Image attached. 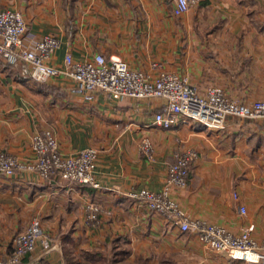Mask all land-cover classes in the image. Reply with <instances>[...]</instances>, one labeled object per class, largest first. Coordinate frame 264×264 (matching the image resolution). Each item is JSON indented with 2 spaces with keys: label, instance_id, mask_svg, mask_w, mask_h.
<instances>
[{
  "label": "crops",
  "instance_id": "0c3cea01",
  "mask_svg": "<svg viewBox=\"0 0 264 264\" xmlns=\"http://www.w3.org/2000/svg\"><path fill=\"white\" fill-rule=\"evenodd\" d=\"M173 4L0 0V9L19 11L37 36L59 37L52 64L61 65L67 52L78 60L115 56L145 71L157 61L200 91L217 85L232 100L264 99V0H197L178 17ZM164 105L162 98L83 95L62 78L24 80L0 61V151L31 161L32 137L48 129L64 154L86 147L98 152L97 186L27 169L0 174V258L37 217L47 242L38 241L21 264H245L204 245L194 231H181L130 193L159 191L183 141L195 151L186 185L171 189L183 212L233 232L253 224L252 237L264 238V118L228 117L216 129L178 117L163 128L152 120ZM142 137L152 143L150 160L139 150ZM89 202L102 210L96 227L85 223Z\"/></svg>",
  "mask_w": 264,
  "mask_h": 264
},
{
  "label": "built area",
  "instance_id": "2783aa9c",
  "mask_svg": "<svg viewBox=\"0 0 264 264\" xmlns=\"http://www.w3.org/2000/svg\"><path fill=\"white\" fill-rule=\"evenodd\" d=\"M197 0H174L172 15L180 16ZM60 39L48 33L37 36L28 29L19 11L0 9V61L11 65L24 80L46 82L62 78L74 83L81 94L102 92L113 99L134 100L162 98L165 105L154 113L152 122L158 127H172L178 117L183 121L197 122L208 128H223L228 117L264 118V99L244 103L230 99L217 85L207 86L203 91L190 82L186 75L165 70L157 61L150 63V71L132 69L122 59L101 53L82 60L74 59L67 52L61 65L51 63ZM31 147L34 158L20 161L10 153L0 151V174L12 176L18 169L35 171L42 178L55 177L68 182L97 186L95 168L97 149L86 147L64 154L50 130L36 133ZM140 152L149 160L153 158V146L148 137H142ZM168 165L165 183L159 191L140 189L130 193L139 198L149 210L177 225L181 231H194L198 240L208 247L225 253L230 259L245 264H264V238L252 237L253 224L230 231L223 226L187 216L171 195L172 188H183L188 180L189 168L195 151L181 141ZM233 197H237L233 193ZM85 223L96 227L100 223V206L94 202L85 204ZM241 213L245 212L239 206ZM41 234L40 220L34 217L26 231L18 234L9 255L0 258V264H19L24 255L31 253Z\"/></svg>",
  "mask_w": 264,
  "mask_h": 264
},
{
  "label": "rangeland",
  "instance_id": "374dc122",
  "mask_svg": "<svg viewBox=\"0 0 264 264\" xmlns=\"http://www.w3.org/2000/svg\"><path fill=\"white\" fill-rule=\"evenodd\" d=\"M16 11H17V10H16ZM23 18H24V17H23ZM25 22H26V21H25ZM26 24H27V22H26ZM27 27H28V26H27ZM51 34H52V33H51ZM54 35H55V34H54ZM7 153H8V152H7ZM259 168H260V166H258L256 170H259ZM246 173H247V172H246ZM33 218H34V217H33ZM33 218H32V219H33ZM32 219H31V220H32ZM31 220H30V221H31ZM29 223H30V222H29ZM28 225H29V224H28ZM28 225H27V227H28ZM27 227H26L23 231H20V232H18V233L15 234V236L13 237L12 242H11V247H10L11 249H10V251L8 252L7 255H9V254L11 253V251L13 250V243H14V239H15V237H16L18 234H20V233L22 234L24 231H26ZM40 227H41V223H40ZM41 230H42V229H41ZM37 239H39V240H37V243H38V241L42 242L41 234L38 235V238H37ZM37 243H36V245H37ZM35 249H36V246H35L34 250H35ZM34 250H33V251H34ZM33 251H32V252H33ZM32 252H31V253H32ZM31 253H28V254L24 255V257H22V259L20 260V263H19V264H21V263L24 261V258H25L26 256L30 255ZM5 256H6V255H5ZM3 257H4V256H3Z\"/></svg>",
  "mask_w": 264,
  "mask_h": 264
}]
</instances>
